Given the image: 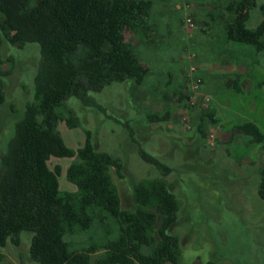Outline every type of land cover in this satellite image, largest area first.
Instances as JSON below:
<instances>
[{
	"label": "trees",
	"instance_id": "1",
	"mask_svg": "<svg viewBox=\"0 0 264 264\" xmlns=\"http://www.w3.org/2000/svg\"><path fill=\"white\" fill-rule=\"evenodd\" d=\"M206 4L202 24L216 21L219 26L223 50L218 58L227 54L241 63L246 62L241 55L252 53L248 47L254 53L264 50V2L206 0ZM255 8L263 18L253 27L249 23ZM157 14L154 0H0V51L7 40L19 48L38 43L42 53L33 100L17 120L0 161V262L6 258L2 249L9 242L20 246L24 231L32 233L29 257L36 264H176L180 260L181 238L173 232L180 203L167 181L161 176L130 180L136 209H124L110 172L113 167L119 177L126 176L122 159L100 150L89 130L77 149L67 146L57 130L60 120L67 119L68 124L73 120L58 110L70 97L100 107L91 92L113 82L145 83L152 68L137 45L157 44ZM127 32L140 39L138 44ZM242 80L240 73L229 75L225 85L242 91ZM174 94L188 110L199 137L206 139L207 123L219 122L216 108L200 111L188 92ZM4 101L0 79V104ZM149 117L162 122L169 113ZM231 132L245 134L251 144L264 143V132L253 120L235 125ZM139 154L162 175L173 170L143 148ZM52 156L74 158L67 178L77 185L76 192L61 191V169L50 168ZM258 194L264 199V166Z\"/></svg>",
	"mask_w": 264,
	"mask_h": 264
},
{
	"label": "rangeland",
	"instance_id": "2",
	"mask_svg": "<svg viewBox=\"0 0 264 264\" xmlns=\"http://www.w3.org/2000/svg\"><path fill=\"white\" fill-rule=\"evenodd\" d=\"M154 1L157 44L145 47L127 32L128 38L138 44L143 61L152 68L145 83L113 82L99 92H91L100 107L70 97L58 110L73 120L70 124L67 119L60 120L57 130L65 144L74 149L84 145L89 130L100 150L122 159L124 178L115 168L110 169L122 208H135L130 180L161 176L167 181L180 203L173 228L182 243L176 264H264V199L258 194L264 143L251 144L245 134L232 136L231 132L245 117H251L264 132V50L254 53L248 47L252 53L241 55L246 61L241 63L227 54L218 58L223 50L219 26L210 18L212 24H202L206 0L193 2L196 27L192 30L185 27L183 12L176 9L181 0ZM262 18L255 8L249 25L256 26ZM0 52L5 94L0 104L1 161L17 120L33 100L34 77L42 53L38 43L19 48L7 40ZM192 65L198 68L195 72ZM236 73L242 74V91L225 85L226 77ZM196 75L204 80L202 92L211 95L212 101L204 103V95H199L194 105L204 112L215 107L219 119L218 123H207L206 139L199 137L188 110L174 94L188 92ZM166 111L167 121L154 122L149 117ZM139 148L156 155L173 170L162 175L140 156ZM71 161L70 157L56 156L49 160L51 168L61 166V191L65 186H75L67 178ZM31 237V232L24 231L20 246L9 242L2 249L6 258L0 264H36L29 257Z\"/></svg>",
	"mask_w": 264,
	"mask_h": 264
},
{
	"label": "built area",
	"instance_id": "3",
	"mask_svg": "<svg viewBox=\"0 0 264 264\" xmlns=\"http://www.w3.org/2000/svg\"><path fill=\"white\" fill-rule=\"evenodd\" d=\"M193 2L194 0H181L176 4V9L183 12V21L185 27L188 30H192L196 27V17L193 12ZM194 54H192L193 56ZM198 68L195 65L191 66V71L195 72ZM202 77L196 75L193 79L191 86L188 88V95L190 97V102L195 104L198 100L199 95H204V99L201 100L204 103H209L212 101V97L209 94H204L202 92Z\"/></svg>",
	"mask_w": 264,
	"mask_h": 264
},
{
	"label": "crops",
	"instance_id": "4",
	"mask_svg": "<svg viewBox=\"0 0 264 264\" xmlns=\"http://www.w3.org/2000/svg\"><path fill=\"white\" fill-rule=\"evenodd\" d=\"M246 120H252L251 119V117H245V120L244 121H246ZM53 157V156H52ZM52 157L50 158V159H52ZM73 159L74 158H72V161H73ZM71 161V162H72ZM71 162L68 164V167L70 166V164H71ZM50 166V165H49ZM56 166H59V165H56ZM55 165H54V168L56 167ZM60 167V169H61V166H59ZM68 167H67V169H68ZM51 168V167H50ZM54 168H51V169H54ZM70 181V180H69ZM113 181H114V179H113ZM72 182V181H71ZM115 183V182H114ZM75 184V183H74ZM59 185H60V182H59ZM60 189H61V187H60ZM63 189H66V190H64V191H69V192H76L77 191V189H78V187H77V185L75 184V186H74V188H68L67 186H65V188H63ZM120 200H121V196H120ZM122 207V206H121ZM124 209H126V208H124ZM136 209V204H135V208H134V210ZM137 264H139V263H137Z\"/></svg>",
	"mask_w": 264,
	"mask_h": 264
}]
</instances>
